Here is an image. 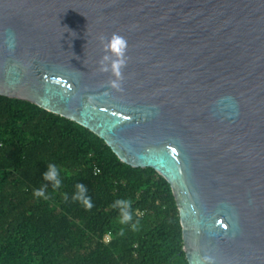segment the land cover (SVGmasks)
<instances>
[{"label":"water","instance_id":"95a60500","mask_svg":"<svg viewBox=\"0 0 264 264\" xmlns=\"http://www.w3.org/2000/svg\"><path fill=\"white\" fill-rule=\"evenodd\" d=\"M0 95L164 177L189 264H264V0H0Z\"/></svg>","mask_w":264,"mask_h":264},{"label":"trees","instance_id":"16d2710c","mask_svg":"<svg viewBox=\"0 0 264 264\" xmlns=\"http://www.w3.org/2000/svg\"><path fill=\"white\" fill-rule=\"evenodd\" d=\"M49 163L59 170L58 188L43 179ZM77 183L85 186L91 209L73 200ZM41 187L48 199L33 195ZM117 199L131 201L127 225L119 223ZM0 264L189 262L178 206L164 177L121 161L79 123L0 95Z\"/></svg>","mask_w":264,"mask_h":264},{"label":"clouds","instance_id":"9594fccd","mask_svg":"<svg viewBox=\"0 0 264 264\" xmlns=\"http://www.w3.org/2000/svg\"><path fill=\"white\" fill-rule=\"evenodd\" d=\"M43 179L46 181H52V187L58 188L60 186V179H59V170L55 164L49 163L47 165V169L45 172L42 173ZM77 193L73 196V200H79L86 209L92 208L91 199L84 195L86 189L82 183H77L76 185ZM34 196L43 197L44 199H48L45 196L44 188L41 187L40 189L34 190ZM113 207L119 210V223L121 225H127L129 222L133 220V213L131 211V201L127 199H117ZM139 225V220H136L134 223H131L132 230H136ZM120 235H123V229L120 230Z\"/></svg>","mask_w":264,"mask_h":264}]
</instances>
